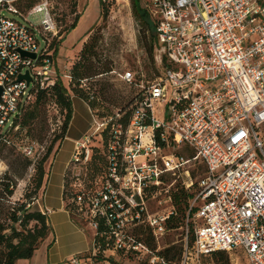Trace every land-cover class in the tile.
<instances>
[{"label":"built area","instance_id":"obj_1","mask_svg":"<svg viewBox=\"0 0 264 264\" xmlns=\"http://www.w3.org/2000/svg\"><path fill=\"white\" fill-rule=\"evenodd\" d=\"M25 1L0 0V131L17 130L37 92L61 77L52 43L62 31L52 0L23 9ZM144 1L162 74L140 82L127 125L95 120V131L77 143L69 166L78 181L75 198L86 208L94 236L104 227L109 255L132 254L137 264H206L205 257L229 252L232 264H239L233 254L241 251L247 264H264V0ZM27 73L30 83L18 80ZM66 77L71 80V68ZM121 77L136 81L132 71ZM98 133L109 167L101 186L92 189L78 167L91 160ZM21 148L35 155L33 145ZM196 164L204 167L197 180L191 170ZM178 173L186 188L197 185L188 211L189 217L197 207V226L193 244L187 235L174 261L161 253L170 246L162 241L175 213L171 186L163 185L168 174ZM163 191L169 209L162 207ZM140 225L152 229L156 249L133 233ZM84 262L94 264L79 254L70 259Z\"/></svg>","mask_w":264,"mask_h":264},{"label":"rangeland","instance_id":"obj_2","mask_svg":"<svg viewBox=\"0 0 264 264\" xmlns=\"http://www.w3.org/2000/svg\"><path fill=\"white\" fill-rule=\"evenodd\" d=\"M52 3L55 18L62 31L60 35L62 38L59 40L63 39L55 54V72L71 89L72 99L80 98L74 94L75 86L70 85V80L67 79L66 74L68 69L80 60L85 44L90 43L91 47L85 56L87 63L92 65L96 72L102 71L103 68L110 69V71L94 76L89 80H83L81 87L95 97L93 100L95 107L92 112L97 121L108 119L112 123H119L118 121L125 113L134 107L141 92V87L138 86L140 82L142 80L145 83L152 81L161 75L163 70V64L157 60L159 53L156 47L152 52L150 50L149 32L145 30L140 19L134 14L132 1L52 0ZM103 5L108 9L105 14ZM23 9L26 7L24 6ZM77 15H79V20L76 26L68 31L72 23L75 22ZM127 71L134 73L135 82H127L122 79L121 74ZM122 108L125 109V112H121ZM103 114L106 115L104 118L102 117ZM63 119L59 108L56 105H49L43 108L40 116L32 122L29 139L35 146V155L31 157L32 165L26 171L23 167V159L26 155L20 147L7 144L0 148V178L7 174L9 177H15L17 182L14 195L7 199H0L1 221L9 224L8 215L12 208H18L22 204L31 203L30 211L37 209V200L40 198L44 187L36 192L39 177L38 164L44 153L39 145L50 144L55 133L60 131ZM89 119L93 124L94 120L91 116ZM93 125V131H95L98 124L94 123ZM262 132L264 136V128ZM107 138L108 135H104V141ZM16 142L18 145L21 143L17 140ZM90 145L92 152L95 148L107 155V149L99 133L93 137ZM177 151L186 155L191 154L185 148H180ZM50 159L45 163V167L50 163ZM102 162L95 158L92 163L88 162L78 167V172L81 173L85 185L92 183L94 187L101 186L105 172V168L101 166ZM191 170L194 179L197 180L203 174L204 167L201 164H196L191 167ZM70 176L74 178L73 169L70 170ZM184 177L185 175H181V173L177 175L168 174L164 178L163 187L170 185L173 193L181 190V188L188 189L183 185ZM72 181L73 185L78 183L74 179ZM193 191L194 189L190 192ZM32 197L37 199H30ZM160 198L163 201V209L171 208L170 203L165 199L164 191ZM192 202L191 199L190 206ZM152 207V209L157 210L155 203L152 204ZM174 208L177 210L175 206ZM77 217L86 233L93 236V230L89 223L79 216ZM183 220L182 226L169 230L162 241V245L182 246L185 237L191 234L192 227L197 226L196 219L191 216L188 217V213ZM35 223L34 221L31 222L28 228L34 227ZM188 224L190 225L188 226ZM18 227L20 228V226ZM233 256L239 264L245 262V255L242 252L233 254ZM42 260V253L38 252L36 264H42ZM125 262L126 264H137V261L132 259H126Z\"/></svg>","mask_w":264,"mask_h":264},{"label":"trees","instance_id":"obj_3","mask_svg":"<svg viewBox=\"0 0 264 264\" xmlns=\"http://www.w3.org/2000/svg\"><path fill=\"white\" fill-rule=\"evenodd\" d=\"M131 1L133 4L134 14L137 18L140 19V22L144 25L145 30L149 32L150 50L152 52L155 47L157 49L154 21L151 19V16L148 13L144 0ZM37 2L38 0H26L25 2H21L19 6L21 8H23L24 6L26 8H30ZM103 9L104 14L108 12V9L104 5ZM78 20L79 15H77L75 22L72 23L68 31L76 26ZM62 40L55 39L53 41L52 48H55L56 52ZM90 47V43L85 44L80 60L71 67L70 85L75 86L73 90L74 94L84 99L93 110L95 107V103H93L95 97L93 95H90L85 89H83V87H81L82 82L83 80H89L99 74L108 73L110 69L103 68L102 71L96 72L94 67L87 63L85 56L87 55V51H89ZM52 104L57 105L64 119L62 126L60 127V131L58 133H55V136L50 144L39 145L40 148L42 145H44L45 151H43L44 153L38 164L39 177L37 181L36 192L44 186L45 177L49 171L50 164L52 163L54 156L61 147V144L66 137V133L72 121L74 115V106L72 101L71 89L65 85L63 79L60 77L51 87L40 89L37 92L35 99L24 111L19 122V128L17 130L0 131V148L6 146L7 144H11L14 147L20 148L26 144L33 145V143L29 139L31 124L40 116L43 108H46L47 106ZM132 110L133 107L125 113V115L119 120V122L127 125L130 120ZM121 112H125V109L122 108ZM104 116L106 115L103 114L102 117L104 118ZM16 140L19 142L21 141V143L18 145ZM107 140L108 138L105 140V143L107 142ZM104 146L106 147V144ZM95 158L98 159V161H103L101 163V166L102 168H105V176L109 167V160L107 155L104 152L94 148L92 158L89 162L92 163ZM48 159H50L51 161L50 163H48V166L45 167V163L48 161ZM23 164L24 170H28V168L32 165V158L29 156H25L23 159ZM70 170L71 169L69 168V171L65 177L66 182L64 189V200L66 202V208L70 212L72 220L84 230L81 225L80 219H78L77 216L87 221L84 215V211L86 210V208L75 198V191L77 187L73 185L72 180H75V177L73 178L70 176ZM16 184L17 182L15 177H9L7 174H5L2 178H0V199L3 200L13 196ZM88 186L89 188L95 189L92 183H89ZM196 186L197 185L193 186L191 189L181 188V190L175 191L174 193L172 191L173 205L177 210L174 211L175 213L170 216L167 222V228L169 230L172 228H179L184 224L183 218L187 216V213L190 209V200H193L197 193ZM193 189L194 191L190 192ZM30 199L34 200L37 198L32 197ZM30 206L31 203H29L28 205L22 204L18 208H12V211L8 215V219L10 222L9 224L1 221L0 219V264H16L19 259L32 258L40 244L50 234L51 226L46 213L38 209H36L35 211H30ZM196 211L197 207L194 206L191 209L189 216L193 217ZM33 221L36 222L34 227L28 228V225ZM189 225L190 224H188V226ZM18 226H20V228ZM193 228L194 227H192V229L190 230L191 234L188 235L190 244H193L195 237V228L194 231ZM103 230L105 229L103 226H101L99 233L93 237L91 248L88 251L79 254L81 257H91L94 264H100L103 261H108L109 264H126V259L135 260L132 254H126L122 251H118L115 255H109L107 249L109 248L111 240L109 239L107 233H102ZM133 233L136 235L138 240L145 244H148L153 249H156L157 243L154 238L152 229L149 226H137L133 229ZM182 251L183 244L180 247L173 244L165 248L163 251H161V253H163L170 260L175 261L179 260L182 255ZM244 258L245 262L240 264H247V259L246 257ZM204 260L206 264H232L231 253L229 252H216L213 255L205 257Z\"/></svg>","mask_w":264,"mask_h":264},{"label":"crops","instance_id":"obj_4","mask_svg":"<svg viewBox=\"0 0 264 264\" xmlns=\"http://www.w3.org/2000/svg\"><path fill=\"white\" fill-rule=\"evenodd\" d=\"M74 115L66 137L50 164L45 177L44 188L37 200V209L46 213L51 226V232L43 240L30 259H19L16 264H36L38 252L42 253V264H70V259L88 251L93 242V236L80 228L71 218L64 200L66 175L77 143L92 133L95 116L92 109L82 98L72 99ZM90 116L94 120L92 124ZM84 264H90L85 263Z\"/></svg>","mask_w":264,"mask_h":264},{"label":"water","instance_id":"obj_5","mask_svg":"<svg viewBox=\"0 0 264 264\" xmlns=\"http://www.w3.org/2000/svg\"><path fill=\"white\" fill-rule=\"evenodd\" d=\"M22 53H23V55H25V56H32V57H36V55L34 54V53H28V52H26V51H22ZM22 79H26V80H28V82L30 83V81H31V77H30V75H29V73H27L26 75H21L20 77H19V81H21ZM2 87L0 86V97H1V93H2Z\"/></svg>","mask_w":264,"mask_h":264}]
</instances>
